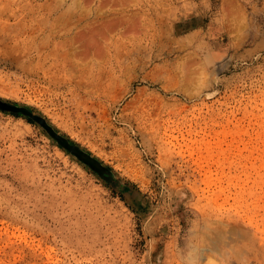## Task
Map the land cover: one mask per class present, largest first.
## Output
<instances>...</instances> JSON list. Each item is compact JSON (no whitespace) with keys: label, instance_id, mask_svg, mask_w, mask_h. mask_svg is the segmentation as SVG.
Returning a JSON list of instances; mask_svg holds the SVG:
<instances>
[{"label":"rangeland","instance_id":"obj_1","mask_svg":"<svg viewBox=\"0 0 264 264\" xmlns=\"http://www.w3.org/2000/svg\"><path fill=\"white\" fill-rule=\"evenodd\" d=\"M0 264H264V0H0Z\"/></svg>","mask_w":264,"mask_h":264}]
</instances>
